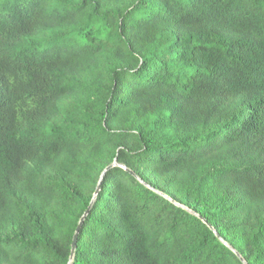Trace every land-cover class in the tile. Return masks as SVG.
Wrapping results in <instances>:
<instances>
[{
  "label": "trees",
  "instance_id": "obj_1",
  "mask_svg": "<svg viewBox=\"0 0 264 264\" xmlns=\"http://www.w3.org/2000/svg\"><path fill=\"white\" fill-rule=\"evenodd\" d=\"M88 206L70 264H264V0H0V264Z\"/></svg>",
  "mask_w": 264,
  "mask_h": 264
},
{
  "label": "water",
  "instance_id": "obj_2",
  "mask_svg": "<svg viewBox=\"0 0 264 264\" xmlns=\"http://www.w3.org/2000/svg\"><path fill=\"white\" fill-rule=\"evenodd\" d=\"M114 165H119V166H120V164H118V163L116 162V160H114L111 164H109L108 166H106V167L103 169V171L100 173V176H99V179H98V181H97V185H96V187H95V190H94V192H93V196H92V199H91V201H90V204H91V202L93 201V199L95 198V196H96V194H97V191L99 190V185H100V182H101V179H102L104 173H105L110 167H112V166H114ZM121 166H122V165H121ZM122 167H123V166H122ZM168 199H170V198H168ZM170 201L173 202V200H171V199H170ZM89 206H90V205H89ZM89 206L87 207V209H86V210L83 212V214L81 215V217H80V219H79V221H78V223H77V226H76V228H75V230H74V233H73V236H72V239H71V244H70V254H69V259H68V263H67V264H70L71 261H72V259H73L74 250H75V246H76V236H77L78 230H79V228H80V226H81V224H82V221H83L84 217H85L86 214L88 213ZM193 213H194V212H193ZM202 221H203L204 223H206V225H208V227L213 231V233L215 234V236H216L219 240H221L224 244H226V243L220 238V236L218 235V233L216 232V230H215L212 226H210V225L206 222V220L202 219ZM234 252H235V254L238 256V258L241 259V261L243 262V264H247V263H246V262L240 257V255H239L236 251H234Z\"/></svg>",
  "mask_w": 264,
  "mask_h": 264
}]
</instances>
